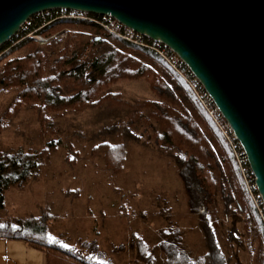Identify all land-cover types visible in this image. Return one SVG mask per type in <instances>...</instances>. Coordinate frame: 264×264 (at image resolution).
<instances>
[{
  "label": "trees",
  "instance_id": "1",
  "mask_svg": "<svg viewBox=\"0 0 264 264\" xmlns=\"http://www.w3.org/2000/svg\"><path fill=\"white\" fill-rule=\"evenodd\" d=\"M46 13L52 20L57 10ZM31 19V26H22L0 45V94L12 95L11 101L0 103V136L5 123L20 117L24 109L36 116L45 136L61 132L53 126L58 119L97 110L93 123L105 126L100 135L105 132L115 142L101 141L93 150L102 154L105 169L120 174L127 162V138L136 141L133 134L143 123L145 132L152 131V152L170 161L184 182V194L179 209L157 196L156 213L164 225L152 231V238L140 233V238L130 239L136 262L264 264V221L259 208L230 143L198 97L206 93L203 86L185 63L174 53L176 69L153 48L134 44L91 20L65 18L44 25L40 14ZM57 32L63 35L46 45L27 36L50 37ZM139 79L149 83L155 98L130 104L121 92L112 90L121 81ZM221 121L226 123L224 118ZM12 131L22 138L23 134ZM61 142L49 139L42 151L2 150L0 144V210L5 207L6 191L35 179L46 154ZM245 167L252 180L247 162ZM252 190L258 196L257 188ZM0 237L22 240L44 251L48 264H113L96 245L63 247L66 243L43 217L1 222Z\"/></svg>",
  "mask_w": 264,
  "mask_h": 264
},
{
  "label": "rangeland",
  "instance_id": "2",
  "mask_svg": "<svg viewBox=\"0 0 264 264\" xmlns=\"http://www.w3.org/2000/svg\"><path fill=\"white\" fill-rule=\"evenodd\" d=\"M62 35L57 32L49 41ZM36 41L40 45L49 42ZM112 90L121 92L130 104L156 97L145 79L124 80ZM11 99V94H0L3 105ZM96 111L90 109L58 119L53 126L61 132L53 136L42 134L36 116L25 109L13 122L5 123L0 136L2 150L22 147L42 151L49 139L62 142L46 154L44 166L35 179L6 191L0 223L14 218L43 217L67 245L86 248L96 245L104 259L113 264H139L133 258L130 239L140 238V233L152 238V231L164 225L156 213L157 196L166 197L170 207L179 209L184 182L170 161L152 152V131L145 132L143 123L133 134L137 135V142L135 137L127 138L124 171L119 174L105 169L102 154H95L93 149L101 141H115L105 136V132L100 135L105 126L93 123ZM17 120L18 124H14ZM13 128L23 134L22 138L13 136Z\"/></svg>",
  "mask_w": 264,
  "mask_h": 264
},
{
  "label": "water",
  "instance_id": "3",
  "mask_svg": "<svg viewBox=\"0 0 264 264\" xmlns=\"http://www.w3.org/2000/svg\"><path fill=\"white\" fill-rule=\"evenodd\" d=\"M54 9L111 15L171 48L234 131L264 205V0H0V45Z\"/></svg>",
  "mask_w": 264,
  "mask_h": 264
},
{
  "label": "built area",
  "instance_id": "4",
  "mask_svg": "<svg viewBox=\"0 0 264 264\" xmlns=\"http://www.w3.org/2000/svg\"><path fill=\"white\" fill-rule=\"evenodd\" d=\"M56 10H57V14L55 15L56 17L52 20H48L47 13L46 14L39 13L40 17L43 20L44 25L50 23L53 20L65 19V18L78 19V20H91L97 24L102 25L103 27H105L106 29L111 31L112 33H115V34L119 35L120 37H122V38H124V39H126V40H128L134 44L144 45V46H148L150 48H153L164 59H166L168 62L172 63V65L176 69H178V66H176L172 62L174 51L171 48H169L167 45H165L163 43H162L163 46L160 47L156 43H161V42L154 41V40H153L154 41L153 43L148 44L146 42V39H145V37H147L146 35L137 33L132 28H130V27L122 24L121 22L117 21L116 19H114L111 15H101L102 16L101 19H96V18L90 16L89 13H87V12L67 10V9H56ZM32 22H33V20L31 18H29L25 22L24 25L28 28L29 26L32 25ZM27 36L31 37V38H35L36 40L40 41V43H45V42L49 41V39H50L49 37H44V36H42L40 34H36V33H29ZM198 97H199L200 101L202 102V104L207 109L208 113L212 116V118L214 119V121L216 122V124L218 125L220 130L222 131L223 135L226 137L227 141L230 143V145L234 151V155L236 157L238 165L240 166V169L243 173V176H244V179H245L246 184L248 186V189L250 190L251 195L254 199V202H255L256 206L259 208L261 217L264 221V211H263L264 205L262 202V198L259 194L257 196V195L252 193L253 192L252 188L256 187L255 178L253 175V178L251 180V177H249V175L247 173L245 163L246 162L248 163V160H247L245 151H244L241 143L238 141L234 131L228 125V123L227 122L225 124L222 123V121H221V118H223L222 114L220 113L219 109L217 108V106L215 105V103L213 102L211 97L207 93L198 94Z\"/></svg>",
  "mask_w": 264,
  "mask_h": 264
},
{
  "label": "crops",
  "instance_id": "5",
  "mask_svg": "<svg viewBox=\"0 0 264 264\" xmlns=\"http://www.w3.org/2000/svg\"><path fill=\"white\" fill-rule=\"evenodd\" d=\"M0 264H48L44 251L22 240L0 237Z\"/></svg>",
  "mask_w": 264,
  "mask_h": 264
},
{
  "label": "snow or ice",
  "instance_id": "6",
  "mask_svg": "<svg viewBox=\"0 0 264 264\" xmlns=\"http://www.w3.org/2000/svg\"><path fill=\"white\" fill-rule=\"evenodd\" d=\"M63 247H65V248H67L68 247V245L67 244H65V245H62Z\"/></svg>",
  "mask_w": 264,
  "mask_h": 264
}]
</instances>
